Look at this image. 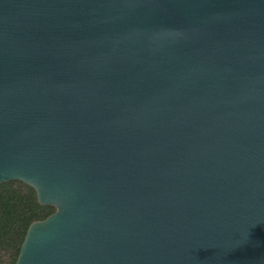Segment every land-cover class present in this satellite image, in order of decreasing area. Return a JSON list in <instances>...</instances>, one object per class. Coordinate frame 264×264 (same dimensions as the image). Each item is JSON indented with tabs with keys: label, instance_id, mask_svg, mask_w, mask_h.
<instances>
[{
	"label": "water",
	"instance_id": "1",
	"mask_svg": "<svg viewBox=\"0 0 264 264\" xmlns=\"http://www.w3.org/2000/svg\"><path fill=\"white\" fill-rule=\"evenodd\" d=\"M12 181L14 264H264V0H0Z\"/></svg>",
	"mask_w": 264,
	"mask_h": 264
},
{
	"label": "trees",
	"instance_id": "2",
	"mask_svg": "<svg viewBox=\"0 0 264 264\" xmlns=\"http://www.w3.org/2000/svg\"><path fill=\"white\" fill-rule=\"evenodd\" d=\"M52 212L37 203L28 186L16 181L0 184V264H14L28 226Z\"/></svg>",
	"mask_w": 264,
	"mask_h": 264
}]
</instances>
